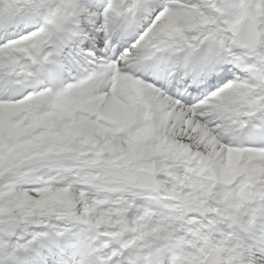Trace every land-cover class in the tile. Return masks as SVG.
I'll use <instances>...</instances> for the list:
<instances>
[{"label":"snow or ice","instance_id":"obj_1","mask_svg":"<svg viewBox=\"0 0 264 264\" xmlns=\"http://www.w3.org/2000/svg\"><path fill=\"white\" fill-rule=\"evenodd\" d=\"M0 264H264V0H0Z\"/></svg>","mask_w":264,"mask_h":264}]
</instances>
